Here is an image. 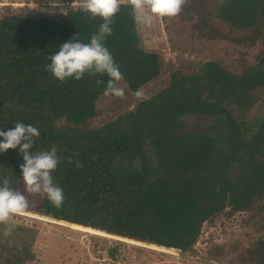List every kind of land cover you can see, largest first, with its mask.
Instances as JSON below:
<instances>
[{"label":"trees","instance_id":"obj_1","mask_svg":"<svg viewBox=\"0 0 264 264\" xmlns=\"http://www.w3.org/2000/svg\"><path fill=\"white\" fill-rule=\"evenodd\" d=\"M238 1L228 0V9L234 10ZM260 1L264 0H247L253 10ZM80 4L81 0H26L19 8L0 7V130L17 121L33 125L40 134L32 151L55 148L59 160L52 178L64 200L55 207L42 195L35 213L52 222L71 223L57 222L82 232L112 236L105 231L132 244L186 251L211 217L213 205L223 211L225 205L218 203L240 186L245 198L264 185V123L246 118L241 105L245 91L264 81V71L232 82L223 70L206 63L202 76L174 75L167 88L116 122L57 131V118L82 123L95 116V101L108 79L86 73L80 80L61 82L45 70L61 43L76 32L87 42L102 22ZM57 8L65 12H55ZM251 16L244 18L249 19L247 26L254 25ZM134 17L131 0H119L111 18L112 33L104 39L121 80L132 90L159 76L157 54L139 47ZM230 18H238V26L243 17ZM189 117L212 119L222 144L176 140L177 134L184 136ZM255 126L254 136L247 139L243 134ZM217 152L220 163L213 155ZM20 163L14 149L0 154V178L22 192ZM209 165L211 172L203 177ZM194 171H201V176ZM243 200L236 204L239 209L245 207ZM9 219L0 221V264L33 261L30 241L35 231ZM153 245L149 247L161 249ZM250 256L264 264V234Z\"/></svg>","mask_w":264,"mask_h":264},{"label":"rangeland","instance_id":"obj_2","mask_svg":"<svg viewBox=\"0 0 264 264\" xmlns=\"http://www.w3.org/2000/svg\"><path fill=\"white\" fill-rule=\"evenodd\" d=\"M25 1L0 0V7L12 5L19 8L25 5ZM72 4L79 6L75 2ZM228 6V0H183L178 15L153 18L150 27L139 23L134 12L139 47L145 52L157 54L159 76L138 88L142 93L140 97L131 94L134 90L126 82H116L125 90L123 97L105 96L102 93L95 101L94 117L82 123L71 122L65 117L57 118L55 129L77 131L116 122L167 88L173 82L174 75L180 78L185 75L186 78L202 76L206 63L223 70L232 82L264 71V1H260L254 10L247 0L235 3L232 6L234 10H229ZM55 12L63 13L65 10L57 8ZM232 14L243 17L239 18L238 26H235L238 18H230ZM251 14L254 25L247 26L244 22L249 19L244 18ZM245 92L241 105L246 118L253 123H264V81ZM257 127L243 135L251 139ZM262 127L264 129V125ZM182 131L185 132L182 133L184 136L177 134L176 140L204 139L212 140L214 145L222 144L214 121L208 117L187 118ZM213 155L220 163L221 154L217 152ZM208 167L211 165L203 169V177L211 172ZM194 173L201 176L202 172ZM240 187L229 197L226 196L224 203H218L225 205L223 211L213 205L211 217L202 223L195 243L183 252L181 249H165L142 242L145 245L132 244L105 231L102 232L115 237L90 234L57 223L71 224L66 221L43 219L46 217L35 213L42 194L29 193L25 191V186L21 193L28 207L22 214H10L9 220L35 231L30 241L35 259L25 264H257L258 258H251L250 250L264 234V185L257 186L254 193L245 198L240 195L243 188ZM240 199H244L241 204L245 207L242 209L236 205ZM150 245L173 251L151 248Z\"/></svg>","mask_w":264,"mask_h":264},{"label":"clouds","instance_id":"obj_3","mask_svg":"<svg viewBox=\"0 0 264 264\" xmlns=\"http://www.w3.org/2000/svg\"><path fill=\"white\" fill-rule=\"evenodd\" d=\"M136 19L145 27H150L153 18L174 17L179 14L183 0H131ZM81 9L102 21L95 33L87 42H82L78 32L61 43L57 50L49 56L45 70L51 76L63 82L66 79L80 80L86 73L104 75L103 95L121 98L125 90L116 85L122 74L112 54L104 44L105 37L111 35V18L116 14L119 0H81ZM101 81L97 80V84ZM133 96L142 95L139 89L131 92ZM12 128L0 130V154L10 149L16 150L22 158L19 167V179L25 191L42 194L47 200L59 207L64 200L60 186L53 182L52 172L59 163L55 148L32 151L34 138L39 130L31 124L14 122ZM28 207L25 196L10 185L7 178H0V221L6 220L10 214H22Z\"/></svg>","mask_w":264,"mask_h":264}]
</instances>
